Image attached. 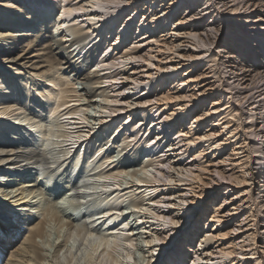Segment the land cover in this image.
I'll return each instance as SVG.
<instances>
[{
	"label": "bare ground",
	"instance_id": "bare-ground-1",
	"mask_svg": "<svg viewBox=\"0 0 264 264\" xmlns=\"http://www.w3.org/2000/svg\"><path fill=\"white\" fill-rule=\"evenodd\" d=\"M263 233L264 0H0L1 264H262Z\"/></svg>",
	"mask_w": 264,
	"mask_h": 264
},
{
	"label": "rangeland",
	"instance_id": "rangeland-1",
	"mask_svg": "<svg viewBox=\"0 0 264 264\" xmlns=\"http://www.w3.org/2000/svg\"><path fill=\"white\" fill-rule=\"evenodd\" d=\"M130 10L131 9H129V10H127L126 12H124V14H126V13H128V12H130ZM180 16V14H178L177 16H175L174 17V19L175 18H177V17H179ZM170 24V23H169ZM171 26L172 25H167V28H171ZM221 31H223V34L219 37V39H221L224 35H225V30H223V28H221ZM205 62H201V68L202 67H204V64ZM186 68L185 67H183V68H181V69H179V73L181 72H184V70H185ZM195 74V73H194ZM209 80H216L215 79V77H210L209 78ZM139 93H140V91H142L143 89H142V87H140L139 89ZM215 96H213V95H209L208 96V98H207V100H205L206 101V103L210 100V99H212V98H214ZM193 115H195V114H193ZM190 121H192V120H190ZM207 127V126H206ZM230 149H231V145L230 146H227V149L224 151V153L223 154H226V153H228L229 151H230ZM190 154H192V152L190 153ZM190 154H189V156H190ZM223 156V155H222ZM251 166H253V167H257L258 165L256 164V160H253V161H251ZM236 169V168H235ZM234 169V170H235ZM239 172H237V174H238ZM45 181V180H44ZM64 179H62V180H59V182H61V183H59V184H53V183H51V184H48L47 186H45L43 189L45 190V192H47V194H48V192H49V190L51 191V193L55 196V197H58V196H60L61 195V193L63 192V189H64ZM60 184H62V185H60ZM229 184L228 183H225V181H222L221 182V184L220 185H214V186H212L211 188H208L207 189V191L205 192V195L204 196H202L201 197V199H199L200 200V203L194 208L195 210H194V218H196V216H197V219L198 218H201L202 219V216L204 217V215H206V213H204L203 214V212H204V209H205V207L208 205V203H210V200L212 199V198H214L216 195H217V193H219L221 190H223L226 186H228ZM255 185H258V183L256 184L255 183ZM230 187L232 188L233 186L232 185H230ZM246 186H241V185H239V184H235V187H233L232 188V191H233V194H238L239 193V191L241 190V189H243V188H245ZM62 190V191H61ZM66 198V199H63L64 200V202H62L63 204V207L62 208H64L65 210H67L66 212H65V214H68V212L73 208L72 206H75V205H73L75 202H73V204H71V198H72V195L71 196H62L61 198ZM62 200V199H61ZM218 201V200H217ZM248 203H246V205H247ZM250 206L249 207H245L244 209H243V211H242V215L240 216V217H237L232 223H230V224H228V226L227 227H232L236 222H237V220L238 219H242L243 217H245L246 216V214L247 213H249V211H250ZM260 209L261 208H256L255 209V211H254V218H256L257 220H253V221H255V224H256V226L258 227V229L260 230V227L262 226V222H261V220L260 219H258V217H260L259 215V212H260ZM208 211V210H207ZM241 211V210H240ZM209 212V211H208ZM205 218V217H204ZM203 218V219H204ZM187 226V225H186ZM185 226V227H186ZM180 235V234H179ZM260 237L262 236H264V233L263 234H261V235H259ZM258 240V239H257ZM176 242V241H175ZM174 241H171V246H173L174 245V243H175ZM259 242V241H258ZM176 244V243H175ZM259 246V245H258ZM261 253V252H260ZM4 254H6V252H4ZM160 262H158L157 264H162V261L164 262L165 260H163V259H161V256H160ZM251 260V259H250ZM2 262V261H1ZM1 264V263H0ZM262 264H264V257L262 258Z\"/></svg>",
	"mask_w": 264,
	"mask_h": 264
},
{
	"label": "snow or ice",
	"instance_id": "snow-or-ice-1",
	"mask_svg": "<svg viewBox=\"0 0 264 264\" xmlns=\"http://www.w3.org/2000/svg\"><path fill=\"white\" fill-rule=\"evenodd\" d=\"M137 183H139V181H137ZM137 211L146 212V211H148V209L142 208V209H137ZM152 215L155 216L156 213H152ZM158 218L160 220H165V221H167L170 224H176L177 223V221L173 220L171 217L161 216V217H158ZM125 227H127V225H125ZM96 239H98V238L95 236V234H90L89 237H88V239L84 240L83 243L86 245V244H88L89 240H96ZM156 242H160V241L157 240ZM56 243H60V241L57 240ZM76 243H77V240L75 238V233H73V236H72V239H71V245H72V250L73 251H75V245H76ZM99 247H103V245H100ZM129 247H133V245L130 244ZM63 255H64V253L61 252V256H63ZM129 259H131V257H129ZM73 264H75V261L73 262Z\"/></svg>",
	"mask_w": 264,
	"mask_h": 264
}]
</instances>
